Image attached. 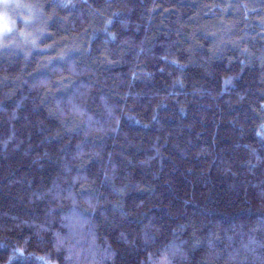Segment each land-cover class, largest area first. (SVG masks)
<instances>
[{"label":"trees","instance_id":"16d2710c","mask_svg":"<svg viewBox=\"0 0 264 264\" xmlns=\"http://www.w3.org/2000/svg\"><path fill=\"white\" fill-rule=\"evenodd\" d=\"M0 14V264H264V0Z\"/></svg>","mask_w":264,"mask_h":264},{"label":"rangeland","instance_id":"374dc122","mask_svg":"<svg viewBox=\"0 0 264 264\" xmlns=\"http://www.w3.org/2000/svg\"><path fill=\"white\" fill-rule=\"evenodd\" d=\"M16 3V1H15ZM8 4H14V0L8 1V0H0V7H5ZM9 29L8 21L7 19L0 14V37L3 36Z\"/></svg>","mask_w":264,"mask_h":264}]
</instances>
